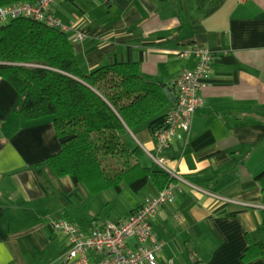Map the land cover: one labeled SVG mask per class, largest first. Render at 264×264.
<instances>
[{
    "label": "crops",
    "instance_id": "1",
    "mask_svg": "<svg viewBox=\"0 0 264 264\" xmlns=\"http://www.w3.org/2000/svg\"><path fill=\"white\" fill-rule=\"evenodd\" d=\"M49 9L86 28L84 39L72 40L84 71L137 60L146 79L164 82L173 94L177 75L196 62L178 51L211 49L203 102L189 131L165 150L176 175L172 204L152 217L164 240L158 263L264 264L261 256L242 259L249 237H264V192L256 179L264 168V0H53ZM18 101L1 77L0 264H67L70 241L49 218L88 230L123 220L158 189L148 182L138 192L126 184L90 192L70 175H56L43 163L61 147L53 116L26 119L15 110ZM123 139L142 148L143 164H154L148 122ZM137 242L128 237L127 248Z\"/></svg>",
    "mask_w": 264,
    "mask_h": 264
},
{
    "label": "trees",
    "instance_id": "2",
    "mask_svg": "<svg viewBox=\"0 0 264 264\" xmlns=\"http://www.w3.org/2000/svg\"><path fill=\"white\" fill-rule=\"evenodd\" d=\"M19 1L34 0H0V5ZM72 40L67 31L32 17L0 25V78L19 93L15 110L31 120L52 115L61 139L60 149L43 163L90 192L117 191L123 184L138 192L148 182L165 187L174 177L162 166L143 164L142 148L130 147L123 134L143 122L153 133L164 125L175 103L166 92L170 87L146 79L137 60H116L86 72ZM256 179L264 192V168ZM260 256L264 237H249L243 261Z\"/></svg>",
    "mask_w": 264,
    "mask_h": 264
},
{
    "label": "built area",
    "instance_id": "3",
    "mask_svg": "<svg viewBox=\"0 0 264 264\" xmlns=\"http://www.w3.org/2000/svg\"><path fill=\"white\" fill-rule=\"evenodd\" d=\"M53 0L19 1L0 5V25L16 17H32L46 24L72 31V39H84L87 30L75 21L65 22L50 11ZM180 56L195 55L192 67L184 68L175 78L177 88L174 105L169 109L165 123L157 129L155 147L150 152L155 162L166 168L175 177L176 171L167 165L166 154L178 132L187 133L191 128L196 110L203 102L202 89L207 84L212 52L207 46L194 44L181 48ZM174 181V180H173ZM170 181L165 187L145 197L143 203L123 220H107L101 226L81 229L66 218H49L52 229L63 231L69 241L67 264H159L158 256L163 250L164 240L159 237L152 222L157 209L163 204H172L175 184ZM137 237V244L127 248V238Z\"/></svg>",
    "mask_w": 264,
    "mask_h": 264
},
{
    "label": "water",
    "instance_id": "4",
    "mask_svg": "<svg viewBox=\"0 0 264 264\" xmlns=\"http://www.w3.org/2000/svg\"><path fill=\"white\" fill-rule=\"evenodd\" d=\"M166 92L171 96L172 100L175 101L176 99V94L170 93L168 89H166ZM2 143L0 142V149H1Z\"/></svg>",
    "mask_w": 264,
    "mask_h": 264
},
{
    "label": "rangeland",
    "instance_id": "5",
    "mask_svg": "<svg viewBox=\"0 0 264 264\" xmlns=\"http://www.w3.org/2000/svg\"><path fill=\"white\" fill-rule=\"evenodd\" d=\"M27 119V118H26ZM29 120H31V119H29ZM161 154H165V151L164 152H161ZM145 156V155H144ZM151 156V155H150ZM104 157V156H103ZM152 157V156H151ZM105 158V157H104ZM104 158L102 159V160H104ZM154 160V159H153ZM154 164L156 165V166H158L159 164L157 163V162H154ZM127 189H129V188H127ZM130 191H131V189H129ZM137 238V237H136Z\"/></svg>",
    "mask_w": 264,
    "mask_h": 264
}]
</instances>
